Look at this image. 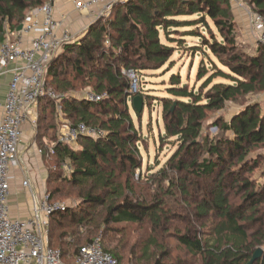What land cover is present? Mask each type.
Segmentation results:
<instances>
[{
    "label": "trees",
    "instance_id": "16d2710c",
    "mask_svg": "<svg viewBox=\"0 0 264 264\" xmlns=\"http://www.w3.org/2000/svg\"><path fill=\"white\" fill-rule=\"evenodd\" d=\"M48 2L53 0H0V42L3 44L7 34L6 25L11 32L18 30L30 11ZM248 3L255 12L264 15V0H249ZM115 7L108 18L94 23L79 42L66 45L49 65V85L68 93L73 90L69 83L72 81H68V73L62 70L61 63H71L74 54L76 59L72 65L76 75L87 78L97 93L107 94L101 103L89 104L76 97H63L60 101L63 116L77 123L94 125L106 135L97 140L85 139L81 149L57 145L54 152L58 161H71L74 166L72 183L94 180L101 185L99 195L84 197L86 204L105 205L109 197L121 200L109 206L104 220L106 225L110 222L139 225L148 221L157 232L162 225L172 222L164 198H172L177 189L189 216L187 229L182 232L175 228L171 233L173 239L190 255L198 256L202 264H250L260 249L257 247L264 246V206L261 205H264V184L257 186L254 180L241 177V174L253 172V168L259 167L258 160L264 159V151L259 148L264 145V102L243 103L242 100L264 93V47L258 45L255 54L240 48L230 0H129ZM194 16L197 18L180 20ZM208 20L213 22L217 35ZM200 25L207 29L210 39L198 31L187 30L182 35L202 40L207 49L204 52L209 51L216 60H210L213 74L202 82L198 91L196 86L183 83L181 74L170 77V97L159 100L165 123V133L160 140L166 144L175 138L178 147L156 173L152 172L153 167L147 166L146 175L137 178L145 184H157L164 196L155 197L152 202L137 203L129 196L135 195L134 175L142 169L139 143L143 140L134 127L128 102L137 117L141 113L135 111L131 81L124 72L139 77V73L158 71L168 64L172 66L174 52L179 49L161 41V29L169 41L185 45V38L173 40L170 34L178 29H199ZM200 50L198 46L190 47L188 53L195 56ZM208 73L202 62L197 82ZM218 77L226 82L213 84ZM138 96L145 102L148 97L143 90ZM47 102L57 113L55 102ZM229 103H237L240 109L228 121L220 119L214 124L223 136L203 137L209 113L219 112ZM252 149L257 150L258 158H249ZM202 181L210 184L203 187ZM234 188L243 197L238 206L232 203ZM68 213L69 210L55 214L51 221L56 224L61 215ZM70 216L77 219L76 214ZM211 218L215 219L212 231L203 239L194 224ZM67 236L63 234L56 249L65 260L72 257V261L80 246L95 239L88 238L84 244L76 245V241L72 244L73 240H68L71 236ZM72 245L76 247L69 255ZM152 248L158 250L153 264H182L176 260L171 262L172 249L155 238L144 244L142 257ZM103 249L121 261L118 250L107 249L104 244ZM255 264H264V250Z\"/></svg>",
    "mask_w": 264,
    "mask_h": 264
},
{
    "label": "rangeland",
    "instance_id": "374dc122",
    "mask_svg": "<svg viewBox=\"0 0 264 264\" xmlns=\"http://www.w3.org/2000/svg\"><path fill=\"white\" fill-rule=\"evenodd\" d=\"M58 2H61V7L64 8V6H73L75 7L76 2L82 1V0H57ZM245 8V10L248 11H254L250 5L249 0H239ZM78 10V9H77ZM80 11V10H78ZM74 12H76V7L74 8ZM196 16L191 18H180V20L184 19H195ZM209 24L211 25L212 29L214 30L215 34L217 35V29L215 28L212 21L208 20ZM22 26V25H21ZM102 26V25H101ZM98 26V27H101ZM7 34L11 32V29L8 25H6ZM237 24V29H238ZM249 28V27H248ZM250 33L249 36L253 37L254 39L252 42L248 41V37L245 36H238L237 42L242 50L244 52L249 53H256V49L258 48V42H257V35H255L254 30L252 28V25H250ZM195 31L198 33H202L204 36L208 37L210 39L209 34L207 32V29L200 25V28L192 27V28H184V29H178V31H173L175 33H171L170 36L173 38V40H181L185 38V45H182L177 42H171L168 38H166V33L161 29L160 32V38L161 41L168 45L174 46L176 50L174 52V56L172 57V60L174 63L166 65L164 68L158 70V71H145L143 73H139V77L136 76L133 73L130 72H124L128 76V78L131 81V87L135 84L133 79L137 80V90L132 87V96L137 97V94L139 91L143 90V92L146 94L147 99L145 103L144 109L141 112V116L137 117L131 107V104L128 102L129 109H130V116L133 120L134 127L140 135V138L143 140L139 143V150L142 154V165L141 170H137L134 175V183L135 189L134 193L135 195H131L133 200H135L137 203L139 201H143L145 203L152 202L155 197H159V199L164 196L163 192L159 190L157 184H145L143 182H139L137 178L140 177V175H146L147 166L153 167L152 172L156 173L157 170L163 166L169 157L172 156V154L175 152V150L178 147V142L175 138H171L169 142H166V144L161 143L160 137L165 133L164 130V119H163V107L160 103L161 98L170 97L168 95V89H169V83H170V77L172 74H181L182 82L188 84V86L193 87L196 86V91L202 86V82L209 77L211 74H213V69L210 65V60L214 59V57L209 53V51H206L209 53V55L204 52L205 49L203 47L202 40L190 37V36H183L182 32L184 31ZM14 32V31H12ZM6 34V36H7ZM5 36V37H6ZM220 37V36H219ZM5 39V38H4ZM77 43V42H76ZM0 42V46H1ZM201 47L200 54L197 55H191L188 53L190 50V47ZM257 46V47H256ZM66 57V56H65ZM73 60L76 59L74 54L72 55ZM73 60L71 63L66 64V62L61 63L62 70L65 71V73H68L67 79L72 85L71 91L68 93H63V91L56 90V87L54 85H50V88L55 90L58 95L60 96V100H63V97H76L78 99L85 101V93L91 89H95L91 86L87 78H80L73 70ZM204 63L206 68L209 70V73L200 81L197 82V74L199 71V68L201 66V63ZM220 65V64H219ZM222 69L228 71L227 68L223 67ZM61 70V71H62ZM67 75V74H66ZM70 79V80H69ZM218 82H226L223 78L218 77L213 81V84ZM155 99H151L154 98ZM264 102V93L263 94H256L251 95V97H247L246 100H242L243 103L245 102ZM264 107V106H262ZM240 109L239 105L237 103H229L225 106L224 109H222L219 112H210L207 116V120L204 123L203 126V137L206 135H210L211 137H220L223 136V133L218 130V128H215L214 124L220 121V119H224L225 121H228L231 116H233L238 110ZM62 115V123L60 124V130L63 126L66 125H73L74 123H77L76 120L69 119ZM99 126V125H98ZM59 130V131H60ZM85 144V139L80 140L78 144H76L72 149H81ZM261 151H264V145L259 147ZM257 150L252 149V153H250L249 158H258L257 157ZM259 167L253 168V172H244L241 174V177H249L250 179L255 181V184L257 186L264 184V159L258 160ZM64 165H67V167H70L73 171L74 166L72 165L71 161H65L61 162L58 161L56 157H54L50 161V170L52 174H50L49 177V185L47 189V195L49 196V201L52 204H59L65 207V210L62 212H66L69 210L68 214L61 215L60 219L57 220V223L55 224L52 222V229L51 234L53 235V240H51V244L56 248H58L59 242H61L63 234L68 235L67 237L71 236L68 240L72 239L71 242L74 244L76 241V245L78 244H84L85 241L89 239H94L99 236L103 237V244L105 248L107 249H116L120 253L121 263L122 264H153L155 258L158 255V250H155L154 248L150 249L149 253L142 257V253L144 251L143 246L144 244H147L151 238L158 239L159 242L165 246L169 247L173 251V255L171 258V262L179 261V263L182 264H202L201 260L198 256H193L188 253L185 247H182L175 238L173 239V236L171 233H173V230L175 228H179L180 231H185L188 227L186 223V218L189 216L188 209L184 206L185 201L181 198L179 191L175 189L172 198L166 199L167 205L166 210L168 213H170L172 222L170 224H164L162 225V229H158L157 232L154 231L153 226L148 221H144L142 224H117L110 222L108 225L104 223V220L108 211V208L113 203H120L121 200L118 199H112L109 197L105 205H89L86 204L83 199L87 194H93V195H99L101 193V185L99 183L95 182L94 180H87V181H80L79 183H72L71 182V175L73 172L69 171L68 169L64 168ZM72 165V166H71ZM120 172V170H118ZM126 177V175L123 176V180ZM138 181V182H137ZM202 186L205 187L206 185H209V181H202ZM164 186V185H163ZM167 188V185H165ZM193 187H191L192 189ZM231 197L232 203L235 206L241 205L243 197L239 193L236 192V188L231 191ZM28 199V197H27ZM30 200V197H29ZM192 204H190V208L193 205V200L190 201ZM264 206L263 204H261ZM263 208V207H262ZM31 209V205H30ZM192 211V209H190ZM189 210V211H190ZM12 211V209H11ZM76 214V218H71V214ZM188 213V214H187ZM31 216V214L28 216V218ZM192 217V222L193 216ZM83 221V222H82ZM215 219L211 218L209 220L200 221L198 223L195 222L194 226L196 231H198L199 237H202L203 239H206L208 234L212 231L213 228V222ZM203 225V227H202ZM65 238V240L67 239ZM67 240V241H68ZM76 245L69 246V255L74 252V249ZM260 248L264 250V246H258L257 249ZM72 257L68 258L66 257V262H71Z\"/></svg>",
    "mask_w": 264,
    "mask_h": 264
},
{
    "label": "built area",
    "instance_id": "2783aa9c",
    "mask_svg": "<svg viewBox=\"0 0 264 264\" xmlns=\"http://www.w3.org/2000/svg\"><path fill=\"white\" fill-rule=\"evenodd\" d=\"M128 1H78L75 7L81 12L96 7L99 9L97 19L103 20L111 15L116 5ZM248 15L257 42L264 47V15L251 10ZM22 26L21 31L9 32L0 46V75L7 73L8 65H16L11 71L12 79L0 120V264H121L103 249L102 236L80 246L73 261L66 262L61 251L51 245L50 235L52 216L64 211L65 207L52 204L47 194L42 199L38 198L28 179L22 183V187L30 191L31 216L25 220L11 218L10 175L11 170L20 163L22 127L42 100L55 102L57 111L61 113L60 96L47 82L48 68L64 47L73 42L68 30L58 34L61 25L55 19L52 2L33 9ZM31 34L30 43L26 45L22 38ZM133 81L137 90V80ZM106 97V93L91 89L85 93V101L89 104L101 103ZM105 135L103 130L94 125L78 122L62 127L57 144L72 148L80 140H97ZM47 154L49 157L55 156L54 149H50ZM64 168L73 172L67 165Z\"/></svg>",
    "mask_w": 264,
    "mask_h": 264
},
{
    "label": "crops",
    "instance_id": "0c3cea01",
    "mask_svg": "<svg viewBox=\"0 0 264 264\" xmlns=\"http://www.w3.org/2000/svg\"><path fill=\"white\" fill-rule=\"evenodd\" d=\"M82 1L87 2L89 0ZM52 3L55 9V19L61 25L58 34L61 35L64 30H68L70 35L73 36L72 43L79 42L97 19L99 9L96 7H92L87 12L78 11L76 8V12H74L75 7L73 8V6H64L62 8L61 2L57 0H53ZM230 4L234 20L239 26L237 35L248 37L247 40L252 42L254 39L249 36L251 19L245 8H243L242 4L244 3L230 0ZM32 36V34L23 36L22 39L26 45L30 43ZM16 38L14 37V39ZM15 67V64L8 65L7 73L0 75V120L2 118L3 105L9 92L8 86L12 79L11 71ZM38 106L35 111L33 110V116L31 115V118L22 127V141L19 147L20 163L11 170L10 185L12 196L9 204L12 209L11 218L13 219L25 220L32 213L30 209V205L32 206L30 191L22 187L24 181L29 180L38 198L42 199L44 194L47 193L50 183L49 170L51 168L49 165L50 161L56 157V155L49 157L47 153L58 145L57 137L63 120L62 115L58 112L54 113L52 106L48 104L47 100H42Z\"/></svg>",
    "mask_w": 264,
    "mask_h": 264
},
{
    "label": "water",
    "instance_id": "95a60500",
    "mask_svg": "<svg viewBox=\"0 0 264 264\" xmlns=\"http://www.w3.org/2000/svg\"><path fill=\"white\" fill-rule=\"evenodd\" d=\"M101 19H96L95 20V22L94 23H97V22H99ZM23 29V26H21L19 29H18V31H21ZM134 89H136V87L133 85L132 86ZM133 103H134V108H135V111L138 113H141L142 111H143V109H144V102H143V98L141 97V96H138V97H135L134 99H133ZM262 254H263V250L262 249H258L257 251H256V253L254 254V256H253V258H252V262L250 263V264H255L256 263V261L258 260V259H260L261 258V256H262Z\"/></svg>",
    "mask_w": 264,
    "mask_h": 264
}]
</instances>
